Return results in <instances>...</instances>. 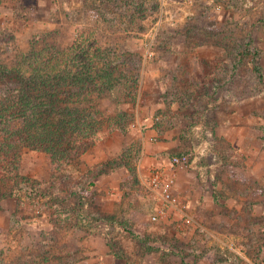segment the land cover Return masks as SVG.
Listing matches in <instances>:
<instances>
[{"label": "rangeland", "instance_id": "rangeland-1", "mask_svg": "<svg viewBox=\"0 0 264 264\" xmlns=\"http://www.w3.org/2000/svg\"><path fill=\"white\" fill-rule=\"evenodd\" d=\"M95 4L0 0L17 51L37 33L60 34L49 40L61 48L96 36L130 52L136 74L102 98L103 135L63 176L25 152L31 180L0 201V260H31L56 221L57 263H264V0H144L143 16L119 10L111 21ZM182 153L191 166L172 167ZM153 166L174 174L183 210L161 224L149 219Z\"/></svg>", "mask_w": 264, "mask_h": 264}, {"label": "trees", "instance_id": "trees-1", "mask_svg": "<svg viewBox=\"0 0 264 264\" xmlns=\"http://www.w3.org/2000/svg\"><path fill=\"white\" fill-rule=\"evenodd\" d=\"M95 1H99L95 10L106 19L115 17L119 10L129 13L134 9L141 16L145 12L144 0ZM119 21L123 24L127 20ZM13 32L0 29V201L19 191L22 182L31 180L20 171L26 151L45 154L52 176H63L103 135L108 118L101 108L102 98L136 81V74L131 72L135 69L128 66L133 55L123 47L105 43L101 37L61 48L49 40L60 34L37 33L30 40L29 51H17ZM87 33L83 31L82 35ZM235 51L234 57L239 58L248 53L245 44ZM110 127L107 130L114 131ZM47 206L51 217V202ZM51 225L55 226L54 232L46 233V241L34 245L39 247L38 255L25 260L20 254L13 260L2 259L0 264H69L66 257L62 263L55 261V229L59 225L56 221ZM63 249L62 255L67 256L65 245Z\"/></svg>", "mask_w": 264, "mask_h": 264}, {"label": "built area", "instance_id": "built-area-1", "mask_svg": "<svg viewBox=\"0 0 264 264\" xmlns=\"http://www.w3.org/2000/svg\"><path fill=\"white\" fill-rule=\"evenodd\" d=\"M168 162L172 167L182 169H187L192 163L189 156H173L168 159ZM145 184L155 201L154 211L149 217L151 223L172 221L183 212L179 198L171 196L170 192L175 185V176L169 173L168 169L163 170L156 166L149 168ZM233 247L234 245L231 244V248Z\"/></svg>", "mask_w": 264, "mask_h": 264}, {"label": "crops", "instance_id": "crops-1", "mask_svg": "<svg viewBox=\"0 0 264 264\" xmlns=\"http://www.w3.org/2000/svg\"><path fill=\"white\" fill-rule=\"evenodd\" d=\"M164 163H165V160H164Z\"/></svg>", "mask_w": 264, "mask_h": 264}]
</instances>
